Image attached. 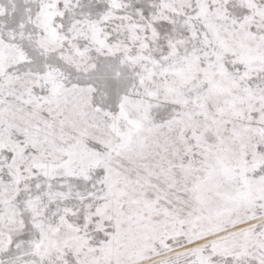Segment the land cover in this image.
<instances>
[{"label":"snow or ice","instance_id":"1","mask_svg":"<svg viewBox=\"0 0 264 264\" xmlns=\"http://www.w3.org/2000/svg\"><path fill=\"white\" fill-rule=\"evenodd\" d=\"M0 264H264V0H0Z\"/></svg>","mask_w":264,"mask_h":264}]
</instances>
